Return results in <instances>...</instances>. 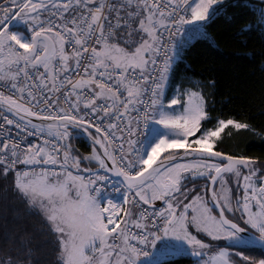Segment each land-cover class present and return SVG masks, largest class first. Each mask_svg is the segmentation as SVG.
<instances>
[{
    "label": "snow or ice",
    "instance_id": "6c2138e0",
    "mask_svg": "<svg viewBox=\"0 0 264 264\" xmlns=\"http://www.w3.org/2000/svg\"><path fill=\"white\" fill-rule=\"evenodd\" d=\"M237 6L224 0L0 2V130L9 133L0 137V179H10L12 196L43 215L60 264H159L154 252L204 257L210 245L190 227L213 241H231V248L264 250V172L254 160L216 150L229 126H249L213 121L199 90L165 101L186 49ZM74 131L103 150L94 147L83 158L97 169L82 168L71 145L62 143ZM35 136L42 141L29 139ZM162 153L168 163L159 160ZM186 174L207 176L211 207L199 194L189 200ZM225 174L243 189L235 207ZM218 184L227 194L217 195ZM156 201L164 206L156 208ZM226 212H239L244 226ZM232 256L219 248L203 264H237ZM34 261V250L21 243L18 255L0 264Z\"/></svg>",
    "mask_w": 264,
    "mask_h": 264
},
{
    "label": "trees",
    "instance_id": "16d2710c",
    "mask_svg": "<svg viewBox=\"0 0 264 264\" xmlns=\"http://www.w3.org/2000/svg\"><path fill=\"white\" fill-rule=\"evenodd\" d=\"M233 3L238 6L228 7L225 14L209 24L207 36L194 40L186 49L183 60L174 65L168 93L175 86L197 89L205 96L213 121L232 119L247 124L248 128L239 130L229 126L222 133L216 150L254 160L264 172V26H261L264 3L258 0L225 1L226 5ZM62 143L71 145L74 155L82 160V168L95 169L83 159L94 148L85 137L77 138L74 132L70 140ZM166 155L162 153L160 158ZM199 181L205 182L206 192V180ZM10 185V179H0V195L4 197L0 199V259L17 256L23 243L34 250L33 264H60L57 241L49 233L43 215L31 213L26 203L14 198ZM233 214L236 220L240 219L239 212ZM235 219L232 220L244 226L242 220L237 222ZM5 237L10 239L5 240ZM231 251L237 264H257L264 259V250L258 246L231 248ZM237 252L248 256L249 261L241 260L235 255ZM159 264H195V260L180 256L163 259Z\"/></svg>",
    "mask_w": 264,
    "mask_h": 264
},
{
    "label": "rangeland",
    "instance_id": "374dc122",
    "mask_svg": "<svg viewBox=\"0 0 264 264\" xmlns=\"http://www.w3.org/2000/svg\"><path fill=\"white\" fill-rule=\"evenodd\" d=\"M259 1H261V0H259ZM24 27L25 26H23V25H19V26L14 25L13 30L23 31ZM169 89L170 88H169V83H168L167 87L165 89V101H166V103L168 101H170V99L173 98L174 96L183 95L184 93H186L189 90H197V89H189V88L181 89L180 87L175 86L172 89L171 93H168ZM174 108L176 109V111H180L179 105L174 106ZM230 127H232V126H230ZM180 151H182V150H180ZM72 154L74 155L73 152H72ZM74 156H76V155H74ZM180 162L183 163L184 161H180ZM254 167L258 168L256 165H254ZM201 170L204 172H207V169H201ZM242 172L246 174L247 170H242ZM186 175H187V179H185L183 181V184L186 186V189L188 191L189 200H191V198L193 196L199 194L203 199L208 201L207 191L205 192V190H204L205 189V182L199 181V180H207V176L197 177L195 180H193L191 174H186ZM227 179H229L231 181L232 185L230 183V184L226 185L227 187L226 186L225 187L231 190V195L233 197L232 206L235 207L236 198L242 197L243 189L238 188V186L236 184V178L235 177H233L229 174V177ZM254 180H255V183L257 185H259L261 183L259 175H257V177H255ZM241 183H243L242 180H241ZM184 190H185V188L181 189V191H184ZM218 193H219V195L227 194V193L223 192V190L221 188L218 190ZM184 203H188V200H185ZM208 203H209V201H208ZM157 205H163V202L162 201H156L155 206H157ZM209 206L211 207L210 204H209ZM253 210H255V209H253ZM213 214H215L214 211H213ZM226 214H227V217H229V219H231V220L235 219V217H234L235 215L232 212H226ZM191 215H192V212H191V209H189V216L191 217ZM239 215H240V213H239ZM238 220L241 221V219H238ZM238 220H236V221L239 222ZM190 231H192L194 235H197L198 238L202 239L206 243H209V245H210L209 249L204 250L207 253V255H205L204 257L183 255V256L190 257V258L194 259L195 264H203L204 261H208L210 259V256L219 248H224V249L228 250L229 252L234 253L233 251H231V248L229 247V245L231 244V241L224 240V239L213 241L208 236H206L204 233L196 232V229L194 227H190ZM256 235L258 236V233ZM241 247H245V246H241ZM249 247H251V246H249ZM158 253L159 252H156L155 255H159ZM157 257L158 256H156L154 258H155V260H157L159 262V261L166 259V258H173V257H180V256L162 255V257H161V255H160V258H157ZM232 258H233V256H232Z\"/></svg>",
    "mask_w": 264,
    "mask_h": 264
},
{
    "label": "built area",
    "instance_id": "2783aa9c",
    "mask_svg": "<svg viewBox=\"0 0 264 264\" xmlns=\"http://www.w3.org/2000/svg\"><path fill=\"white\" fill-rule=\"evenodd\" d=\"M5 0H1L0 2H4ZM183 37H181V36H177V37H175V39H182ZM67 50L68 51H71V47L69 46V47H67ZM160 66H162V65H158V67H160ZM63 107H67V105H62ZM132 117L134 118L135 117V113H133L132 114ZM10 118H13V119H16L15 117H10ZM133 126H135V124L133 125ZM141 127H142V125H141ZM10 132H11V134L14 136L15 135V132H16V129L15 128H11L10 129ZM9 133L7 132V131H5V130H0V137H5V136H7ZM118 135H119V133H118ZM29 139L30 140H32V141H34V142H41L42 141V137L41 136H35V137H29ZM126 146H127V144L125 143V150H126ZM113 147H116V145H113ZM110 150H112L111 148H110ZM21 169H23L25 166H23V165H20L19 166ZM97 169V168H96ZM95 170V169H94ZM101 172H102V170H101ZM103 174V173H102ZM110 176V175H109ZM111 177V179H112V181H115L116 180V178H114V177H112V176H110ZM145 207H147V206H145ZM156 208H160V207H163V205H159V206H155ZM136 211V210H135ZM133 231H138L137 229H133Z\"/></svg>",
    "mask_w": 264,
    "mask_h": 264
},
{
    "label": "water",
    "instance_id": "95a60500",
    "mask_svg": "<svg viewBox=\"0 0 264 264\" xmlns=\"http://www.w3.org/2000/svg\"><path fill=\"white\" fill-rule=\"evenodd\" d=\"M15 118H16V117H15ZM34 122H36V121H34ZM74 132H75V131H74ZM74 132H73V133H74ZM83 137H85V138L90 142V144H92V146L95 147V149H96L98 152H102V151H103L102 149H100V147H99L98 145H95V146H94L92 140H91L90 138H87L86 134L83 135ZM109 150H110V149H109ZM237 158H238V157H237ZM159 160H160V161H163L164 163H168V161L164 160V157L159 158ZM158 162H159V161H158ZM242 170H247V169H242ZM108 175L112 176L111 173H109ZM225 175H229V174H225ZM112 177H114V176H112ZM114 178H116V177H114ZM117 179H118V178H117ZM206 182H207V186H208V184H209L208 179L206 180ZM211 195H212L211 191L207 190L208 201H209L210 205L212 206V204H211ZM214 212L217 213V210L214 209ZM225 215H226V214H225ZM227 218H228V217H227ZM233 222H234V221H233ZM242 235H244V234H242ZM257 246L259 247V245H257Z\"/></svg>",
    "mask_w": 264,
    "mask_h": 264
},
{
    "label": "crops",
    "instance_id": "0c3cea01",
    "mask_svg": "<svg viewBox=\"0 0 264 264\" xmlns=\"http://www.w3.org/2000/svg\"><path fill=\"white\" fill-rule=\"evenodd\" d=\"M225 1H227V0H224V2ZM259 1V0H258ZM97 151V150H96ZM126 152L128 151V146H126V150H125ZM93 154V150H92V152H91V154L89 155V156H91ZM90 162V161H89ZM90 164L92 165H94L95 166V168H98V165L96 164V162L95 161H91L90 162ZM228 185V184H227ZM227 187V186H226ZM220 189V187H219V184L217 185V189H216V191H217V195L218 196H220L219 195V193H218V190ZM157 206H159V205H157ZM123 207H125V208H132V205L131 204H129V205H123ZM133 213H134V216H135V210L133 209ZM156 254V253H155ZM159 255H154V257H156V256H158L157 258H160V253H158ZM161 257H162V255H161Z\"/></svg>",
    "mask_w": 264,
    "mask_h": 264
}]
</instances>
